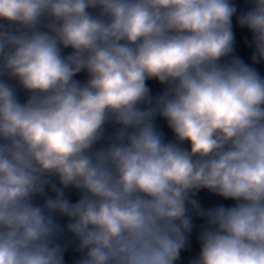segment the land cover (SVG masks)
Here are the masks:
<instances>
[{
    "label": "clouds",
    "instance_id": "obj_1",
    "mask_svg": "<svg viewBox=\"0 0 264 264\" xmlns=\"http://www.w3.org/2000/svg\"><path fill=\"white\" fill-rule=\"evenodd\" d=\"M0 264H264V0H0Z\"/></svg>",
    "mask_w": 264,
    "mask_h": 264
},
{
    "label": "water",
    "instance_id": "obj_2",
    "mask_svg": "<svg viewBox=\"0 0 264 264\" xmlns=\"http://www.w3.org/2000/svg\"><path fill=\"white\" fill-rule=\"evenodd\" d=\"M205 199V203L208 204V203H211L212 201H209L206 197L204 198Z\"/></svg>",
    "mask_w": 264,
    "mask_h": 264
}]
</instances>
